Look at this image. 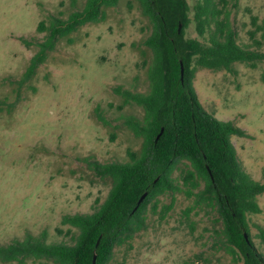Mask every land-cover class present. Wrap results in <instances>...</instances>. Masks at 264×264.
Instances as JSON below:
<instances>
[{
  "label": "rangeland",
  "instance_id": "374dc122",
  "mask_svg": "<svg viewBox=\"0 0 264 264\" xmlns=\"http://www.w3.org/2000/svg\"><path fill=\"white\" fill-rule=\"evenodd\" d=\"M229 1L237 42L264 52V0ZM84 2L0 0V244L23 239L27 232H44L46 242L72 243L76 229L61 225L62 215L92 212L110 187L109 179L97 176L86 159L124 162L128 149L140 147L141 139L124 116L141 118L142 108L135 103L119 108L120 91L148 90L143 59H149L150 51L143 41L150 24L137 0L104 7L103 20L86 22L56 39L44 61L23 76L48 33L38 30V23L49 26L53 17L67 19ZM187 2L192 6L193 0ZM185 35L201 39L193 21ZM232 69L199 68L193 85L206 111L245 130L231 141L244 169L264 183V60L254 67L234 62ZM184 168L179 163L172 173L176 182ZM193 200L169 190L150 199L144 227L113 248L109 263L234 264L216 241L221 221L215 209L195 208L189 218L182 213ZM257 201L261 211L247 218L251 239L264 254L255 226L264 228V192ZM25 264L52 263L29 259Z\"/></svg>",
  "mask_w": 264,
  "mask_h": 264
},
{
  "label": "trees",
  "instance_id": "16d2710c",
  "mask_svg": "<svg viewBox=\"0 0 264 264\" xmlns=\"http://www.w3.org/2000/svg\"><path fill=\"white\" fill-rule=\"evenodd\" d=\"M118 1L85 0L83 8L70 13L67 19L53 17L49 26L40 21L37 29L48 33L38 43L39 49L31 57L24 78L44 61L56 39L86 22L103 20V8ZM137 2L150 24V33L143 41L150 51L149 59H143L148 90L120 91L123 102L119 108L135 103L143 110L141 118L124 116L128 128L141 139L139 149H128V159L124 162L86 159L97 176L109 179L110 187L105 199L92 212L62 215L61 225L76 229L72 243L46 242L44 232L38 236L27 232L23 239L0 244V261L25 264L29 259H44L52 264H91L95 252L96 264H110L113 248L144 227L147 202L169 190L194 197L193 204L182 211L186 218L195 208L216 210L221 221L220 229L215 231L216 241L234 264H264V254L251 239L247 218L248 214L261 211L257 196L264 192V183L244 169L231 141L232 135L247 133L232 121L220 120L206 111L193 85L199 68L233 71L234 62L254 67L264 60V52L237 42L230 21L229 0H193L192 6L187 0ZM191 21L201 39L185 35ZM252 22L255 24L256 17H252ZM254 34L250 31V35ZM21 40L31 45L30 41ZM180 61L184 67L182 80ZM179 163H184L185 168L176 182L172 173ZM144 192H147L145 198L135 209ZM173 201L163 207V213L171 208ZM255 226L264 244V228ZM57 231L61 232L59 228Z\"/></svg>",
  "mask_w": 264,
  "mask_h": 264
},
{
  "label": "water",
  "instance_id": "95a60500",
  "mask_svg": "<svg viewBox=\"0 0 264 264\" xmlns=\"http://www.w3.org/2000/svg\"><path fill=\"white\" fill-rule=\"evenodd\" d=\"M183 72H184V67H183L182 62L180 61V79H181V80L183 79ZM162 130H163V129L161 128L160 132H159V133L157 134V136H156V140L159 138V136H160ZM146 194H147V192H144V193L139 197V199H138V201H137V203H136V205H135V207H134L135 209H136V208L138 207V205L143 201V199L145 198ZM98 243H99V238H98L97 241H96V246L98 245ZM91 264H96V253H95V252L93 253Z\"/></svg>",
  "mask_w": 264,
  "mask_h": 264
}]
</instances>
